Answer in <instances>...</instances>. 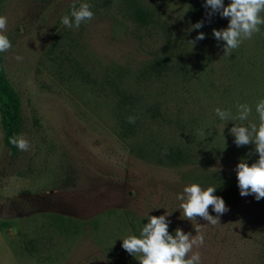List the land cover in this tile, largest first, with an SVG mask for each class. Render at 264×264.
Segmentation results:
<instances>
[{"label": "rangeland", "instance_id": "rangeland-1", "mask_svg": "<svg viewBox=\"0 0 264 264\" xmlns=\"http://www.w3.org/2000/svg\"><path fill=\"white\" fill-rule=\"evenodd\" d=\"M80 2L94 18L69 29L73 0H0L5 67L31 145L11 154L0 126V264H139L122 238L138 236L147 216L167 211L170 233L197 234L177 199L192 183L216 185L229 208L216 225L194 221L202 264H264V198L242 197L236 172L259 156L235 145L229 130L240 122L215 112L246 103L243 123L259 125L264 26L226 56L212 30L230 18L189 31L205 0Z\"/></svg>", "mask_w": 264, "mask_h": 264}, {"label": "clouds", "instance_id": "clouds-1", "mask_svg": "<svg viewBox=\"0 0 264 264\" xmlns=\"http://www.w3.org/2000/svg\"><path fill=\"white\" fill-rule=\"evenodd\" d=\"M73 0L70 15L62 17V24L69 29H78L82 23H87L94 18L92 5L87 2ZM203 7L206 9L205 19L197 21L189 28L197 30L204 27L205 22L211 23V19L217 13L222 18H230L226 28H213L212 34L216 40H222L224 55L230 56L240 47L244 40L251 39L254 34L261 31L264 26V0H231L225 6L224 0H205ZM8 17L0 15V53H7L12 49V42L7 33ZM206 38V34L200 31L191 42ZM17 61H22L23 56L17 55ZM255 111L259 117V125L253 122L243 123L249 120L252 107L246 103L237 105V115L232 112L215 109L216 115L223 121L235 120L240 123L229 130L235 137L237 147L254 144V152L258 153V160L249 164L246 158L241 159L236 166L238 187L240 195H254L257 201L264 198V99H260ZM129 122L134 123L135 118L129 117ZM211 133H209L210 135ZM9 143L21 151H28L30 142L24 134L13 135ZM166 153V150H165ZM216 185L204 187L200 183L186 185L177 199L182 201L179 206L181 218L193 222L197 234L185 232L177 228L175 234L169 232L167 211L159 216H147L148 222L143 225L139 235H129L123 239L122 248L135 257L139 264H202L201 254L193 251L194 248L203 246L205 237L200 233V226L195 224L197 218H202L211 225L220 223V217L229 211L223 197L216 195ZM216 213L210 214L209 208Z\"/></svg>", "mask_w": 264, "mask_h": 264}, {"label": "trees", "instance_id": "trees-1", "mask_svg": "<svg viewBox=\"0 0 264 264\" xmlns=\"http://www.w3.org/2000/svg\"><path fill=\"white\" fill-rule=\"evenodd\" d=\"M0 126L5 146L11 154L16 155L20 149L10 144L9 138L24 133V114L21 96L6 71L4 53H0ZM182 157L178 153L172 161L177 162Z\"/></svg>", "mask_w": 264, "mask_h": 264}]
</instances>
